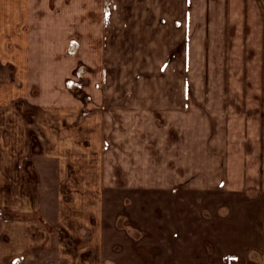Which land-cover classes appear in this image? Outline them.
<instances>
[{
	"label": "rangeland",
	"instance_id": "obj_1",
	"mask_svg": "<svg viewBox=\"0 0 264 264\" xmlns=\"http://www.w3.org/2000/svg\"><path fill=\"white\" fill-rule=\"evenodd\" d=\"M36 1L59 22L36 27L29 58L50 66L56 102L0 106V168L14 157L27 179H58L10 187L57 202L46 223L58 233L30 236V264H226L243 242L226 230L241 224L195 181L190 120L205 74L188 63L185 0Z\"/></svg>",
	"mask_w": 264,
	"mask_h": 264
},
{
	"label": "crops",
	"instance_id": "obj_2",
	"mask_svg": "<svg viewBox=\"0 0 264 264\" xmlns=\"http://www.w3.org/2000/svg\"><path fill=\"white\" fill-rule=\"evenodd\" d=\"M184 2L185 24L192 31L188 63L192 59L195 74L197 68L205 74V81L194 84L202 96L194 98L190 120L195 181L214 190L212 197H225L226 222L236 218L241 224L236 231L226 230L229 244L237 240L231 238L235 233L243 240L239 250L227 249L226 264H264V0ZM41 8L36 0H0V106L21 100L37 106L56 102L50 66H35L29 60L35 40L42 36L36 27L59 23L55 13L43 19ZM68 14L66 25L74 16L72 10ZM198 26L203 28L197 31ZM226 91L235 93L226 96ZM5 147L8 153L20 154L19 147ZM12 158V163L2 161L0 168V264H30L31 239L58 233L46 223L56 221L52 214L57 213V202H48L46 196L35 202L10 187H52L58 179H27L25 167ZM37 240L38 247L47 244Z\"/></svg>",
	"mask_w": 264,
	"mask_h": 264
}]
</instances>
